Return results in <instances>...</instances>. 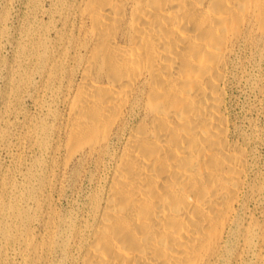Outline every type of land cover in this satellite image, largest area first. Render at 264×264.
I'll use <instances>...</instances> for the list:
<instances>
[{
    "label": "bare ground",
    "instance_id": "6f19581e",
    "mask_svg": "<svg viewBox=\"0 0 264 264\" xmlns=\"http://www.w3.org/2000/svg\"><path fill=\"white\" fill-rule=\"evenodd\" d=\"M83 57L67 161L94 157L69 264H214L239 220L248 152L224 111L228 59L264 51V0H76ZM76 240H75V239Z\"/></svg>",
    "mask_w": 264,
    "mask_h": 264
},
{
    "label": "rangeland",
    "instance_id": "374dc122",
    "mask_svg": "<svg viewBox=\"0 0 264 264\" xmlns=\"http://www.w3.org/2000/svg\"><path fill=\"white\" fill-rule=\"evenodd\" d=\"M76 0H0V264H69L65 231L90 218L96 161H67L66 118L83 47ZM224 111L230 138L248 152L243 225L214 264H264V51L240 42L228 59ZM75 239V238H74ZM76 240V239H75Z\"/></svg>",
    "mask_w": 264,
    "mask_h": 264
}]
</instances>
